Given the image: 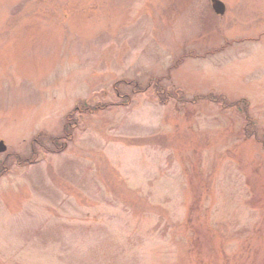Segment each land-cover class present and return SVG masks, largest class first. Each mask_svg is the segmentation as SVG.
<instances>
[{
	"label": "rangeland",
	"instance_id": "rangeland-1",
	"mask_svg": "<svg viewBox=\"0 0 264 264\" xmlns=\"http://www.w3.org/2000/svg\"><path fill=\"white\" fill-rule=\"evenodd\" d=\"M221 1L0 0V264H264V0Z\"/></svg>",
	"mask_w": 264,
	"mask_h": 264
},
{
	"label": "trees",
	"instance_id": "trees-1",
	"mask_svg": "<svg viewBox=\"0 0 264 264\" xmlns=\"http://www.w3.org/2000/svg\"><path fill=\"white\" fill-rule=\"evenodd\" d=\"M182 59H183V57H182ZM181 60V59H180ZM173 66H177V64H175V65H173ZM169 76V75H168ZM160 80H157L156 79V81H154V84L157 86V83L159 82ZM119 83H121L120 81L118 82V84ZM134 86H135V91H137V92H139L140 91V88H139V85L138 84H134ZM157 93H158V95H159V99L161 100V98L160 97H162V95L164 94V97L166 98V99H169L171 96H169V92H167V91H162V89H159L158 88V90H157ZM171 94V93H170ZM198 98H201V99H206V100H210V101H213V102H221L223 105H224V107H232V106H237V105H244V110H248V108H247V104H248V101H247V99H241V100H237V101H235V102H228L227 100H225L223 97H219V96H216V95H213V94H211V95H204V96H199V97H196V100L198 99ZM80 107H82V108H84V109H91L92 107H90V106H87V105H81V106H79V108L77 107V108H75L76 110H78V109H80ZM102 108V107H101ZM70 119H71V116L69 115V121H70ZM72 124V123H71ZM70 123L69 124H67V126H65V130H67L66 131V135H69V132H68V129H69V125H71ZM251 124V121L249 122V125ZM68 138V136H53L52 137V140L54 141L53 142V144H54V148H50V151H52V152H54V153H56V152H60L61 150H63V149H65L66 147V145H62L61 144V140H66ZM37 140V139H36ZM68 143V142H67ZM63 148V149H61V150H59V148ZM65 147V148H64ZM44 148V147H43ZM49 152V151H48ZM38 158H39V148H33L32 149V153L27 157V158H25V164H32V163H35L37 160H38ZM2 174V172H0V175Z\"/></svg>",
	"mask_w": 264,
	"mask_h": 264
},
{
	"label": "water",
	"instance_id": "water-1",
	"mask_svg": "<svg viewBox=\"0 0 264 264\" xmlns=\"http://www.w3.org/2000/svg\"><path fill=\"white\" fill-rule=\"evenodd\" d=\"M212 7L214 11L218 15H224L226 12V6L221 0H211ZM7 150V146L5 145L4 141H0V152H5Z\"/></svg>",
	"mask_w": 264,
	"mask_h": 264
}]
</instances>
